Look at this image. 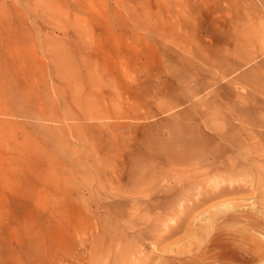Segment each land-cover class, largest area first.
Segmentation results:
<instances>
[{"label": "rangeland", "instance_id": "374dc122", "mask_svg": "<svg viewBox=\"0 0 264 264\" xmlns=\"http://www.w3.org/2000/svg\"><path fill=\"white\" fill-rule=\"evenodd\" d=\"M263 62L264 0H0V264H264Z\"/></svg>", "mask_w": 264, "mask_h": 264}, {"label": "bare ground", "instance_id": "6f19581e", "mask_svg": "<svg viewBox=\"0 0 264 264\" xmlns=\"http://www.w3.org/2000/svg\"><path fill=\"white\" fill-rule=\"evenodd\" d=\"M254 48H255V47H254ZM256 56H257V55H256ZM253 58H254V57H253ZM262 61H263V59H262ZM243 64H244V63H243ZM256 64H257V63H256ZM260 65L263 67L264 62H263L262 64H260ZM257 66H259V65H256V67H257ZM253 67H255V66H253ZM253 67H252V68H253ZM237 77H239V76H237ZM237 77H236V78H237ZM228 94H229V93H228ZM231 97H232V96H231ZM203 121H204V119H203ZM235 121H236V120H235ZM250 129H251V128H250ZM258 130H259V129H258ZM258 133H259V132H258ZM258 138H259V137H258ZM219 139H220V138H219ZM214 216H215V215H214ZM216 216H217V215H216ZM233 217H234V216H233ZM209 219H210V218H209ZM210 222H211V221H210ZM191 243H192V242H191ZM195 253H196V252H195Z\"/></svg>", "mask_w": 264, "mask_h": 264}]
</instances>
